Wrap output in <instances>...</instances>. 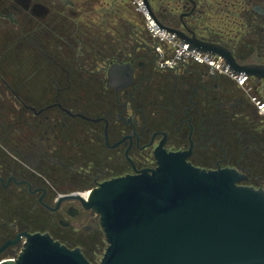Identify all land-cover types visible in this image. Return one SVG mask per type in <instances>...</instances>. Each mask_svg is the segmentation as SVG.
I'll use <instances>...</instances> for the list:
<instances>
[{
  "label": "flooded vegetation",
  "instance_id": "1",
  "mask_svg": "<svg viewBox=\"0 0 264 264\" xmlns=\"http://www.w3.org/2000/svg\"><path fill=\"white\" fill-rule=\"evenodd\" d=\"M176 5L174 27L161 24L177 30L178 41L194 37L216 43L239 65H264V0H176ZM86 11L83 0H0V117H7L0 118V264L18 256L23 233L48 234L68 248L90 250L101 229L98 217L78 199H59L83 196L108 180L104 176L154 168L158 148L189 152L187 161L196 167L234 168L246 176L242 184L264 191V170L247 154L249 140L242 137L247 146L242 150L236 136L229 137L232 143L216 137L218 121L237 131L235 118L242 108L226 103L231 114L219 112L216 80L223 74L189 62L163 68L145 48L87 64L74 35L86 27ZM163 11L169 13L166 6ZM13 63L18 75L9 71ZM115 65L127 67L110 79ZM229 73L223 76L264 116L257 108L264 103L263 80ZM238 77L244 78L242 84ZM88 95L96 117L82 113ZM76 118L94 124L100 138L92 148L96 164L75 170L72 181Z\"/></svg>",
  "mask_w": 264,
  "mask_h": 264
},
{
  "label": "water",
  "instance_id": "2",
  "mask_svg": "<svg viewBox=\"0 0 264 264\" xmlns=\"http://www.w3.org/2000/svg\"><path fill=\"white\" fill-rule=\"evenodd\" d=\"M142 1L158 28L180 36L159 22L148 0ZM185 42L219 56L236 75L262 79L264 101V65H239L216 43L194 37ZM126 67L112 66L108 77L116 78ZM188 155L158 148L154 168L104 180L83 196L59 199H78L98 217L106 243L99 264H264V191L242 184L246 176L234 168L196 167ZM23 236L18 256L1 264H92L79 248L48 234Z\"/></svg>",
  "mask_w": 264,
  "mask_h": 264
},
{
  "label": "trees",
  "instance_id": "3",
  "mask_svg": "<svg viewBox=\"0 0 264 264\" xmlns=\"http://www.w3.org/2000/svg\"><path fill=\"white\" fill-rule=\"evenodd\" d=\"M62 1L65 2L66 0ZM110 1L113 6L116 5V0ZM125 1L130 3L129 0ZM85 2L87 11L84 22L86 23V27L78 28L77 32L74 35L77 41V49L79 50L82 47V49L85 51L84 57L87 64L91 65L96 62L120 59L124 55L136 52L140 48H145L152 56H155L153 47L157 45L158 42L154 38H152V36L148 32L145 26V19L143 15L136 10L134 5L131 6L132 9H130V7H128L129 3H127V7L123 4H121V6H118L117 4L116 7L113 8L119 12H115L114 10V14L105 17H99L97 16V14H95V12H93V10L96 11V7L93 8L92 6L95 5V3L91 4L87 1ZM159 2H164V6H166L167 10L171 12H164V6L160 5L161 14L157 16L155 15L156 18L160 21V23L169 27H174L173 16L175 15L177 10L176 0H159ZM101 3L102 2H100V4ZM169 3H173L174 5L173 7H171V9H169ZM96 5H98V3H96ZM109 10L110 9L107 8V11ZM131 10L134 11V14L139 18V21H131L132 24H130V19L126 18V20L123 17L124 14L127 16H131ZM95 18L97 20H95ZM189 64L197 69H201L204 67L203 65H199L192 61H190ZM216 83L220 88V93L222 95V100L220 101L222 108L219 110L220 113L222 111H229L231 114V110L229 108H224V105H226V103L236 102L242 105V108L240 110L241 116L235 118V120L237 121H235L237 131L231 132L232 129L228 122V126H226L223 121H218L217 125L215 126L216 137L219 138L221 136H224L229 138L231 136H236L235 140L240 141L243 145L242 150L247 147L245 142L242 141V137L247 138L250 142L247 145H251V149L247 152V154L250 157L254 158H252L253 162L262 165V168L264 170L263 116L258 114V111L254 106L252 107L250 100L245 96L240 87L233 81L223 75H218ZM92 99L93 97L88 95L86 106H82L81 109L84 115L96 117V112L90 106ZM243 108L244 110L242 111ZM0 118L6 119L7 117L5 118L1 116ZM95 128L96 126L94 124L85 122L77 118L74 119V121H72L71 123L70 169L72 181L77 178V175H75V170L94 166L97 162V160L95 159L96 153L94 152V150H92V148H95L97 146V142L100 138V133H98ZM79 131H81V133H79ZM230 139L231 138H229L228 140L230 141ZM232 142L235 141L231 139V143ZM83 144L85 148L83 147ZM252 150L254 152H252ZM257 156L259 158H257ZM244 161L252 162L251 159H246V157L244 158ZM55 168H57V166H55ZM114 177L115 175H108L104 176L103 179H110ZM98 231L94 233V246L90 250L87 248L82 249V254L92 264H94L95 256H100V253L102 252L100 244V234H98ZM75 245H78V243Z\"/></svg>",
  "mask_w": 264,
  "mask_h": 264
},
{
  "label": "built area",
  "instance_id": "4",
  "mask_svg": "<svg viewBox=\"0 0 264 264\" xmlns=\"http://www.w3.org/2000/svg\"><path fill=\"white\" fill-rule=\"evenodd\" d=\"M145 19V26L158 44L153 51L160 67L172 69L179 62H195L206 67L211 73L230 75L227 65L219 56L192 49L188 44L180 42L174 34L157 27L149 16L142 0H130ZM238 84H242L244 78H236ZM257 108L264 114V103H257Z\"/></svg>",
  "mask_w": 264,
  "mask_h": 264
},
{
  "label": "rangeland",
  "instance_id": "5",
  "mask_svg": "<svg viewBox=\"0 0 264 264\" xmlns=\"http://www.w3.org/2000/svg\"><path fill=\"white\" fill-rule=\"evenodd\" d=\"M85 1H87V2H89V3H95V5H96V3H98V5H92L93 6V8H95L96 7V11H94L93 10V12H95V14H97V16H99V17H101V16H109V15H111V14H114L115 12H119V11H116V9H114L113 7H116V5L118 4V6H121V4H123L124 6H126V5H128L127 3H129V2H127V1H125V0H116V5H112V3H111V1L110 0H85ZM130 1V0H129ZM100 2H102L101 4H100ZM148 2H149V4H150V7H151V9H152V11H153V13L157 16V15H160L161 14V11H160V5H162V6H164V2H159V0H148ZM88 4V3H87ZM102 5V6H100V5ZM167 5V4H166ZM169 5V9H171V7H173L174 5H173V3L171 4V3H169L168 4ZM167 5V6H168ZM131 6H133V4H132V2L130 1V3H129V5H128V7H130V9H132L131 8ZM72 7V6H71ZM100 7V8H99ZM127 7V6H126ZM73 8V7H72ZM107 8H109L110 10L109 11H107ZM136 8V7H135ZM103 10V11H102ZM114 10H115V12H114ZM111 11V12H110ZM123 12H125V11H123ZM169 12H171V11H169ZM125 19L127 18V19H130V24H132L131 23V21L133 22V21H139V18L134 14V11H132L131 10V16H127V15H125L124 14V16H123ZM126 19V20H127ZM136 19H138V20H136ZM95 20H97L96 18H95ZM104 20H105V18H104ZM129 23V22H128ZM18 68H19V66H17L16 64H12L11 66H10V68H9V71L11 72V73H15V74H17L18 75V72H19V70H18ZM247 91V90H246ZM251 96H253V95H251ZM256 96H259V95H256ZM251 101V100H250ZM252 102V101H251ZM263 119H264V116H263ZM77 220V219H76ZM76 220H74V221H72V223H76L77 224V222H76ZM97 220V219H96ZM82 231V230H81ZM83 233H85V232H87V230L85 231V230H83L82 231ZM98 234H100V244H101V248H102V252L100 253V256L98 255H96L95 256V258H94V264H99V261H100V259H101V256H102V254H103V252H104V249H105V247H106V243H105V239H104V235H103V233H102V231H101V229L98 231ZM87 250V249H86Z\"/></svg>",
  "mask_w": 264,
  "mask_h": 264
}]
</instances>
